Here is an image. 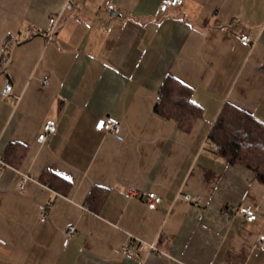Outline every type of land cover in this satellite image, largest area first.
I'll return each mask as SVG.
<instances>
[{
    "label": "crops",
    "instance_id": "obj_1",
    "mask_svg": "<svg viewBox=\"0 0 264 264\" xmlns=\"http://www.w3.org/2000/svg\"><path fill=\"white\" fill-rule=\"evenodd\" d=\"M161 1L0 0V264H264V182L209 137L226 105L264 123V0ZM167 76L202 107L189 131L155 111Z\"/></svg>",
    "mask_w": 264,
    "mask_h": 264
},
{
    "label": "trees",
    "instance_id": "obj_2",
    "mask_svg": "<svg viewBox=\"0 0 264 264\" xmlns=\"http://www.w3.org/2000/svg\"><path fill=\"white\" fill-rule=\"evenodd\" d=\"M155 111L174 119L186 131L202 115V107L192 99L190 88L173 76H167L160 86ZM209 137L220 145V152L229 163L248 166L264 182V123L237 106L226 105ZM5 158L14 166L7 155Z\"/></svg>",
    "mask_w": 264,
    "mask_h": 264
},
{
    "label": "built area",
    "instance_id": "obj_3",
    "mask_svg": "<svg viewBox=\"0 0 264 264\" xmlns=\"http://www.w3.org/2000/svg\"><path fill=\"white\" fill-rule=\"evenodd\" d=\"M183 2L184 0H162L157 14L159 15L160 13L167 12L171 6L182 5ZM117 10H118V6L116 3H110L108 5V11L111 15H115L117 13ZM240 38L243 44L247 45L250 43V36L247 33H243ZM49 79L50 76L46 75L44 77V83L47 84L49 82ZM11 91H12V84L7 82L5 84V88L3 89V94L7 95ZM56 128H57L56 121L54 119H48L43 126V131L38 136V141L44 142L47 139L48 134L55 132ZM96 128L98 130L112 131L114 134H116L118 137L121 138L122 125L120 120L114 116L108 115L101 117L97 121ZM213 147L216 150H220L219 144L213 143ZM8 167H11V164L6 160L3 152L0 151V170ZM30 178H32L31 174L24 173L23 181H27ZM22 189L24 190V184H22ZM131 191L132 193H137L138 189L136 187H131ZM145 195H146L148 207L152 209L156 208L158 203L162 199L161 195L154 190L146 191ZM239 212L242 215H244L248 221H254L257 218V212L252 206L242 205L239 208ZM75 230H76V226L72 223H69L67 226L68 234L73 233ZM259 239L262 243H264V233L259 234ZM151 248L159 250L154 244H151ZM134 249H136V245L131 242L125 243L123 246V252L126 254L131 253Z\"/></svg>",
    "mask_w": 264,
    "mask_h": 264
},
{
    "label": "bare ground",
    "instance_id": "obj_4",
    "mask_svg": "<svg viewBox=\"0 0 264 264\" xmlns=\"http://www.w3.org/2000/svg\"><path fill=\"white\" fill-rule=\"evenodd\" d=\"M241 40V39H240Z\"/></svg>",
    "mask_w": 264,
    "mask_h": 264
}]
</instances>
